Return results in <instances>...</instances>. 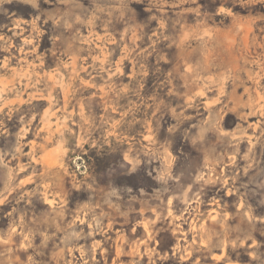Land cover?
<instances>
[{"label":"rangeland","instance_id":"obj_1","mask_svg":"<svg viewBox=\"0 0 264 264\" xmlns=\"http://www.w3.org/2000/svg\"><path fill=\"white\" fill-rule=\"evenodd\" d=\"M0 264H264V0H0Z\"/></svg>","mask_w":264,"mask_h":264},{"label":"clouds","instance_id":"obj_2","mask_svg":"<svg viewBox=\"0 0 264 264\" xmlns=\"http://www.w3.org/2000/svg\"><path fill=\"white\" fill-rule=\"evenodd\" d=\"M28 2H31L33 4V7L40 8L41 4L47 8H54L57 5V0H28ZM60 2H63V0H60ZM215 2V0H213ZM225 3L229 4L232 7H235L236 5H241L242 7L248 6V0H224ZM43 11V9H41ZM251 10V9H249ZM168 132L177 133L176 140L179 142L181 139L182 133L177 132V129L175 127L166 129ZM19 151V149L17 150ZM15 159V157H13ZM184 163V158L181 157L180 166H182ZM31 163H29L28 167H31ZM23 170V169H21Z\"/></svg>","mask_w":264,"mask_h":264}]
</instances>
